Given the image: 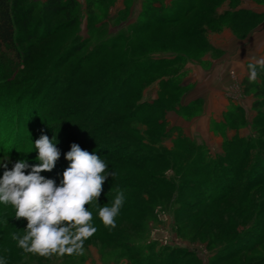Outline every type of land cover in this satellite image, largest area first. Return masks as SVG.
I'll use <instances>...</instances> for the list:
<instances>
[{"label": "rangeland", "instance_id": "1", "mask_svg": "<svg viewBox=\"0 0 264 264\" xmlns=\"http://www.w3.org/2000/svg\"><path fill=\"white\" fill-rule=\"evenodd\" d=\"M22 1L24 4H32L38 8L44 0ZM166 2L169 3L170 0H166ZM141 4L142 0H110L108 6L106 3L97 4L95 7L96 14L92 21L88 20L85 3L80 4L76 12L78 14L77 23L73 27L60 31L56 35L46 38L45 41L39 42L36 38L25 40L26 44L30 42L33 44L31 58L26 61L25 58L15 60L13 55L9 53H5V56L0 54V112H2L3 125L5 126L6 123L12 121L11 119L17 114L15 106L19 104L24 105L19 108L21 113H26L29 102L30 105H34L32 108L34 115L36 112L38 115L37 125L24 129L23 142L26 143L25 148L12 153L5 152L4 150L7 149L5 148L3 150L5 153L0 152V156L8 154L12 162L27 159L30 164L36 163L34 160L36 152L31 139L34 141L42 133L48 135L50 139L54 136L58 140L57 147L61 150V155L54 168L51 171L42 172L41 175L59 182L63 170L68 166L61 161L64 159V152L70 149L71 144L68 143L67 139L71 136L74 137V135L81 136L106 118L100 115L98 118L92 119L91 115L94 114L92 109L96 106L98 97L87 96L91 88L97 87L106 80V78H95L101 63L92 65L83 62L80 72L70 73L74 71L77 61L83 53L101 38L106 37L108 32L112 35L118 32L126 33L130 25L137 20V13L141 9ZM215 6L218 14L247 11L260 13L261 16L255 17L254 20H232L227 15L225 19H221V22H214L205 28L200 37L208 45L207 47L200 45L197 48L199 52L195 56L200 55V58L189 59L185 63L180 76L183 83L187 75L186 64H199L205 55L210 54L214 57L221 53L211 44V35H215L216 39H222L223 36H219V34L228 30L233 36L247 38L254 32L260 31L258 40L264 51V0H220ZM112 17L114 19L111 20ZM197 25H202V21L196 22L195 26ZM185 27V24L155 27L153 30L140 35L144 42L141 46L155 50L152 53L155 57L168 56L177 53L178 50L192 49L195 47L194 44H187L188 40L180 35ZM19 33L24 35L22 32ZM217 34L218 36H216ZM178 37H180L179 40ZM75 39L87 41V45L82 51L75 52L68 59L69 53L74 50L73 40ZM138 45L140 44L138 43ZM105 57L102 61H112L111 56ZM230 74L235 80L234 71H231ZM257 81H260L259 77H257ZM184 85L185 87L179 91V95H181L179 106L183 102L184 94L190 87L189 84L184 83ZM67 87L69 92L62 93V90ZM238 88H244V84L241 83L239 87L236 83L233 84L229 88V94L235 95ZM156 89V85L147 86L143 90V99L154 100L157 97ZM250 94L251 92L244 91L242 95L250 96L252 104L254 98ZM63 99H69L74 103L72 102V106H68L63 102ZM19 100L21 102L18 104L17 101ZM175 100L173 99V101ZM80 104H86L87 108L77 110V105ZM66 106L69 107L67 111L76 113L67 114L59 120L51 118L58 117V111ZM175 109L177 108L173 107L166 112ZM230 111L237 116L243 115L244 119L240 120V118L238 121H233L227 113L224 115V119L230 121L227 129L235 130L232 136L236 137V140L231 144L226 143L227 136H224V123L213 128L214 134L222 136L218 153H213L214 150L210 152L206 143L196 136L191 139L184 133L183 135L189 142L203 144L208 150L206 151L213 157L228 153L230 158L225 157L223 161L228 163V170H231V174L236 173L235 178L239 180L243 176V171L240 172L238 168L242 166V170H244L249 162L244 164L237 162L236 164L235 161L240 156V150L244 145L243 143L237 146L236 143L242 141L251 146L255 145L252 143H257L258 138L264 140V112L261 114L263 118L255 119L257 112L252 107L250 110L241 108L239 111ZM178 112L185 119H190L202 112V106L198 102L196 105H192L190 110H179ZM29 118L27 115L24 120H30ZM240 129H245L244 133L242 131L243 134H240ZM158 133L161 134L159 131ZM180 133L182 132L175 130L165 131L166 139L161 144H156L146 139L141 140L139 135L128 129L120 130L109 127L96 131L83 143L76 142L80 147H86L92 139L109 137V142L106 144L108 150L98 156L106 161L108 169L113 171L115 175L114 177L108 176L102 182V192L98 202L103 206L104 203L112 201L117 191L124 193L125 199L119 215L115 217V226H105L96 215L95 201L90 202L85 207L88 206L89 210L92 211V222L97 231L84 241L81 253L51 254L49 256L33 253L30 256L27 255L30 253L24 252L17 244L5 243L0 246V252H3L7 264H16L19 257V255L15 256L16 251L20 252V258L24 260L32 257L31 262H24L23 264H82L87 255L85 249L88 247L98 249L99 245L102 252L106 251L108 256L116 255L122 249L120 252L124 253L125 256L132 255L137 258L134 264H264V183L248 191H241L235 187L229 191L225 198L212 202L213 197H217L227 188L220 186L215 188L209 183L220 184L223 182L222 179L226 180L223 182L224 184L230 183L231 180H228L224 173L227 170L220 168L216 170V174H212L211 170L205 169L203 164L202 166L198 164L187 165V162L181 165L177 162L176 166L165 167L158 155L160 151H165L164 146L170 148L173 141L179 138ZM182 140H180L181 144L186 143V140ZM138 146L142 148L143 153L148 154L149 157H154L157 164H148L147 170L144 168L140 170L132 165L121 163L117 159V154L132 153L138 149ZM235 146H237V150L234 149ZM250 151V155H253L255 148H251ZM207 165L211 166L210 164ZM11 166L12 164L9 163L8 167L11 168ZM147 171H162L161 178L164 180L166 177L175 183L176 187L171 189L167 186H158V183L147 175ZM220 171L222 174L221 177H218ZM2 172L3 169H0V175ZM140 182L142 183L140 188L133 187L134 185L138 186ZM149 190L152 191V194H149ZM151 195L153 196L152 200L150 199ZM0 212L5 214V225L9 236L12 233H23L26 220L24 218L16 219L11 205H0ZM238 237L240 239H237L238 241L235 242L237 244H234L237 249H242L238 255L222 261L213 259L221 246ZM246 243L251 245L249 250L245 246ZM94 251L92 248L91 253Z\"/></svg>", "mask_w": 264, "mask_h": 264}, {"label": "trees", "instance_id": "2", "mask_svg": "<svg viewBox=\"0 0 264 264\" xmlns=\"http://www.w3.org/2000/svg\"><path fill=\"white\" fill-rule=\"evenodd\" d=\"M218 2H220V0H170L169 3H167L166 0H142L141 9L137 13V20L130 25L126 33L123 34V32H118L112 35L108 32L106 37L101 38L88 48L77 61L74 71L70 74L80 72L83 62L91 63L92 65L96 63L99 65V63H101L95 78H106V80L97 87L94 86L91 88L87 96L98 97L96 106L92 109V112L95 114L91 115L92 119L98 118L100 115L106 118L102 119L98 125L93 126L88 132H85L81 136L74 135L75 138L73 136L67 137L68 143H83L86 138H89L96 131H101L109 127H115L120 130L128 129L134 134L139 135L141 140L146 139L156 144H161L163 140L166 139L165 131H176V128L168 127L165 113L168 109L173 107H176L177 110L180 111L190 110L193 104L191 103L186 106L181 104L179 106V99L181 96L179 95V91L185 87L180 76L183 72L185 63L189 61V59L201 57L200 55L195 56L199 52L197 48H199L200 45H202V47L204 45L207 47L208 43L204 42L203 38L200 37L205 31V28L214 22H221V19H225L227 15H229V18L232 20H254L255 17L261 16L260 13L247 11H233L231 13L224 12L218 14L217 7L215 6ZM103 3H106L108 6L110 0H85L89 21H92L95 17L96 5H102ZM79 6L80 4L77 0H44L38 8L32 4H24L22 0H0V54L5 56V53H9L13 55L15 60L25 58L26 61L28 58H31L33 44L32 42L26 44L25 40L36 38L39 42L45 41L46 38L73 27L77 23L78 14L76 12ZM110 19L112 20L114 18L112 17ZM201 21L202 25L195 26L196 22ZM178 24L186 25L180 32V35L188 40L186 42L187 44H194V48L189 50L186 49L187 51L178 50L177 53L160 57L153 56L152 53L155 50L146 47L142 48L141 44H144V42L140 36L141 34L149 32L155 27ZM19 32H22L24 35H20ZM179 39L180 37H178V40ZM73 41L74 50L69 53L68 59L75 52L82 51L87 45V41H78L77 39ZM138 43L140 45H138ZM105 56H111L112 61H102L106 58ZM258 77L260 81L256 79L250 82L247 75L243 81L244 91L251 92L254 98L251 107L257 112L255 119L263 118L261 114L264 112V73L259 74ZM151 85L157 86V97L152 101L144 100L143 90ZM66 92H69L68 87L62 90V93ZM173 99L176 100L173 101ZM19 102L21 101H17L18 104ZM63 102L68 104V106H72L73 101L63 99ZM27 104L26 113L29 115L30 120H24L27 115H25L26 113H21V110H19V108L24 106L23 104L15 106L17 114H15V117L12 116V121L6 123L5 126L3 125L2 112H0V152L5 151L12 153L18 149L25 148L26 143L23 142L24 129L36 126L38 118L37 112L34 115L32 111L34 105H30L29 102ZM86 104L77 105V110L87 108ZM60 110L61 111H58V117L51 118L59 120L67 116V114L72 115L76 113L67 111L69 110L67 106ZM237 110L239 111L240 109ZM101 111L102 114H100ZM231 112L232 111H229L227 114L233 121H238L240 118V120L244 119L243 115L237 116L234 115V112ZM229 122L230 121H226L225 128L229 127ZM158 131L161 132V134H159ZM178 137L180 140H186V143L181 144V141L177 138L173 141L170 148L164 146L165 151H160L158 153L165 167L176 166L177 162H179L180 165L187 162V165L198 164L202 166L203 164V166L205 165V169L209 168L211 170L212 174H216V170L220 168L221 170H227V172L224 173L228 180H231L230 183L224 184L223 182L226 180L223 179V182L220 184H213V182L209 183V185H214L215 188H219V186L225 189L227 188L226 191H223L217 197H213L211 200L212 202L225 198L229 194V191L235 187H238L241 191H248L264 183V140L258 138L257 143H252L256 146H249L248 143L242 141L236 143L237 146L244 143L240 150V156L235 161L236 164L237 162H239V164H244L247 161L249 162V165L245 167L244 170H242V166L238 168L240 172L243 171V176L241 179L237 180L235 178L236 173L231 174V170H228V163L223 161L225 157L230 158L228 153L227 155H217L213 157L207 152L208 150L203 144H195L187 141L182 133H180ZM75 139L77 140L74 141ZM235 140L236 137L232 136L226 138V143L231 144L234 143L233 141ZM107 142H109V137L92 139L86 147L81 148L82 150H87L90 153L95 152L99 155L105 150H108L106 147ZM237 146H235L234 149L237 150ZM251 148H255L253 155H250ZM117 155V159L121 163L132 165L140 170L143 168L147 170L149 168L148 164H157L155 158L149 157L148 154L143 153L142 148L139 146L138 149L132 153H119ZM61 161L66 165L68 164V161L65 159ZM205 162L211 166H208ZM147 172V175L152 180L156 181L158 186H167L171 189L176 187L175 183L166 177L164 180L161 178L160 174H163L162 171ZM221 174L222 171L219 172L218 177H221ZM140 184L142 183L140 182L138 186L134 185L133 187L138 189L142 186ZM148 192L152 194L151 190ZM152 198L153 196L151 195L150 199L152 200ZM0 217L2 219H0V246L5 243L15 245V240L8 234L4 212H0ZM237 239H240V237L221 246L213 259L215 261H222L238 255L242 249H237V247H235L236 245L234 244H237L235 243L238 241ZM245 246L248 247L247 250L251 248L250 244L246 243ZM121 250H119V252ZM32 254L33 253L27 255L32 256ZM0 255H3V252H0ZM16 255H19L16 264H23L24 262L29 263L32 260V257H30V259L28 257L27 260L20 258L21 254L18 251H16L15 256ZM127 256L130 257L133 262L137 259L132 255Z\"/></svg>", "mask_w": 264, "mask_h": 264}, {"label": "clouds", "instance_id": "3", "mask_svg": "<svg viewBox=\"0 0 264 264\" xmlns=\"http://www.w3.org/2000/svg\"><path fill=\"white\" fill-rule=\"evenodd\" d=\"M247 69L248 80L255 81L264 73V58L249 62ZM31 143L36 163L30 164L27 159L12 162L8 154L0 156V169H3L0 205H11L14 217L26 220L23 233H12L11 238L26 253L40 256L81 253L84 241L97 231L92 222L93 213L85 205L95 201L96 215L101 222L105 226H115L124 193L117 191L112 201L103 206L98 202L102 182L108 176L114 177L115 173L108 169L101 156L71 143L70 149L63 154L68 166L57 183L41 173L51 171L60 157L58 140L42 133L34 141L31 139ZM0 264H7L3 255H0Z\"/></svg>", "mask_w": 264, "mask_h": 264}, {"label": "crops", "instance_id": "4", "mask_svg": "<svg viewBox=\"0 0 264 264\" xmlns=\"http://www.w3.org/2000/svg\"><path fill=\"white\" fill-rule=\"evenodd\" d=\"M77 1L81 5L85 3V0ZM220 35L223 36L222 39H216L215 35L210 37L214 48L221 51L219 55L213 57L207 54L201 63H188L185 66L187 75L184 83L189 84L190 87L184 94L181 104L196 105L199 102L202 112L190 119H185L177 109L169 110L165 114L169 127L176 128V131L184 133L191 139L196 136L206 143L210 152L214 150L213 153H218L222 141V136L214 134L213 128L226 123L224 115L230 110H241V108L250 110L251 108L250 96L242 95L244 88H241L242 90L238 88L239 95L236 92L235 95H230L229 88L235 83L238 87L241 83L243 85L244 78L248 75L247 64L255 62L256 58H264V51L258 40L260 31L254 32L247 38L233 36L228 30L222 31ZM231 71L235 73V80L230 74ZM227 128H224V136L230 138L235 130ZM244 130L240 129V134H243ZM92 248L95 250L94 253H91ZM86 251V259L82 264H134L130 257L119 251L116 255H106L107 252H102L100 245L98 249L88 247L85 253Z\"/></svg>", "mask_w": 264, "mask_h": 264}]
</instances>
